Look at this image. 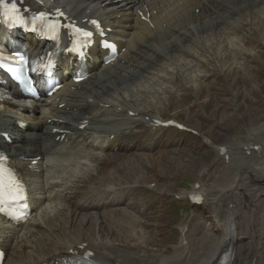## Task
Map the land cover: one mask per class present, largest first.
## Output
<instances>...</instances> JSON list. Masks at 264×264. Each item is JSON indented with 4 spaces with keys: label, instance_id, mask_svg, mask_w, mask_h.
<instances>
[{
    "label": "bare ground",
    "instance_id": "obj_1",
    "mask_svg": "<svg viewBox=\"0 0 264 264\" xmlns=\"http://www.w3.org/2000/svg\"><path fill=\"white\" fill-rule=\"evenodd\" d=\"M43 4L62 8L79 21L101 19L124 53L104 67L95 51L90 77L80 84L71 82L72 73L63 74L72 65L62 54L60 78L66 87L47 100L22 99L11 85L0 89V129L13 141L11 148L0 136L1 148L23 178L36 181L31 188L32 218L19 227L2 221L4 264H52L71 253H91L104 264H219L228 251L229 264H264L263 114L250 119L247 142L218 147V158L234 176L215 186L214 215L204 230L194 236L191 226L181 223L182 241L172 256L147 244L152 227L148 211L132 219L133 203L126 204L124 196L141 184L116 186L108 181L118 171L125 181L138 159L153 170L165 167L168 144L164 137L155 139L161 130L156 121H168L162 114L170 108V93H177L174 107H183L175 88L208 98V68L222 75L229 87L240 83V72L249 69L244 54L260 57L251 47L264 42V0ZM27 42L30 50H39L36 41ZM149 108H156L157 114L147 113ZM21 122L25 129H19ZM200 185L179 197L203 194L206 203L208 195ZM136 222L147 233L135 230ZM193 239L200 241L196 248Z\"/></svg>",
    "mask_w": 264,
    "mask_h": 264
},
{
    "label": "rangeland",
    "instance_id": "obj_2",
    "mask_svg": "<svg viewBox=\"0 0 264 264\" xmlns=\"http://www.w3.org/2000/svg\"><path fill=\"white\" fill-rule=\"evenodd\" d=\"M211 28L208 26L206 30L209 31ZM254 45L251 49L260 57L252 59L250 53L244 54L242 61L249 64V69L247 73L240 72L242 78L238 80L239 85L229 87L222 75L214 68H208L212 73L208 77V83L212 85V94L208 98L203 95L199 99L189 91H179L175 88L183 97V107L176 108L173 104L177 93L167 95L170 98V108L166 114H162L163 118L168 121L175 119L187 128L190 126L188 129L196 130L198 135L173 128L161 129L155 139L164 137L168 144L164 168L153 170L144 160L138 159L133 171L127 172L128 177L125 181L121 179L122 175L124 176L121 171L109 177L108 181L112 185L117 184L116 186L127 183L141 184L136 190L129 191L124 199L126 204L133 203L134 210L129 211L132 213V219H137L143 211L149 212L152 227L151 232L146 235L147 244L151 245L152 249L155 248L154 250L174 255L183 237L180 230L182 222H187L188 226H191L189 231L191 229L194 236L207 227L214 215L211 204L214 196L218 194L215 186L226 183L234 176L225 161L218 158V147H239L241 143L247 142L248 128L253 126L250 119L257 114L264 115V42L255 41ZM147 113L156 115L157 109L149 108ZM205 138H208L216 148L207 145ZM33 139V136H29L30 141ZM197 183H202L206 190L208 195L206 203L196 206L191 205L187 198L180 200L175 198L180 193L193 192ZM134 226L135 230L143 228L147 233L146 227L140 223L136 222ZM194 239L193 248H196L195 245L199 246L200 241ZM254 263L255 260L252 264Z\"/></svg>",
    "mask_w": 264,
    "mask_h": 264
},
{
    "label": "snow or ice",
    "instance_id": "obj_3",
    "mask_svg": "<svg viewBox=\"0 0 264 264\" xmlns=\"http://www.w3.org/2000/svg\"><path fill=\"white\" fill-rule=\"evenodd\" d=\"M0 9H6L4 15L9 18L10 23L23 19L17 0H0ZM11 14V15H10ZM84 33V36H90ZM6 157L0 155V203L22 199V189L16 181L11 169L5 168Z\"/></svg>",
    "mask_w": 264,
    "mask_h": 264
}]
</instances>
